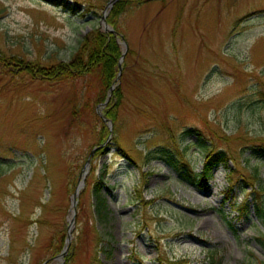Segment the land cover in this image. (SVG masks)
<instances>
[{
	"label": "rangeland",
	"instance_id": "obj_1",
	"mask_svg": "<svg viewBox=\"0 0 264 264\" xmlns=\"http://www.w3.org/2000/svg\"><path fill=\"white\" fill-rule=\"evenodd\" d=\"M64 1L69 9L0 0V54L69 61L80 40L102 29L111 0ZM124 1L117 124L103 121L111 97L99 101L94 78L46 82L0 66V264H91L95 255L103 264H211L213 257L220 264L264 263V225L255 209L264 199V161L241 159L242 173L257 171L262 180L247 183L240 172L230 174L232 162L219 164L205 191L161 159H146L151 151H178L201 174L206 147L242 149V141L228 145L217 133L264 137V0ZM102 121L113 137L83 180ZM100 179L107 222L94 213ZM231 180L237 186L227 198ZM246 202L242 216L236 208ZM93 223L104 242H96Z\"/></svg>",
	"mask_w": 264,
	"mask_h": 264
},
{
	"label": "trees",
	"instance_id": "obj_2",
	"mask_svg": "<svg viewBox=\"0 0 264 264\" xmlns=\"http://www.w3.org/2000/svg\"><path fill=\"white\" fill-rule=\"evenodd\" d=\"M57 6H63L69 9V5L65 3L64 0H46ZM143 1V0H140ZM126 2L124 0L116 4L112 14L107 18L108 24L113 27L115 31H119V22L117 18L123 13ZM72 9V8H71ZM75 11L76 9H72ZM123 50L121 44L118 41L116 35L112 32H106L101 28L92 29L82 40L78 42L77 50L72 54L69 61H53L45 62L43 61H30L25 58L11 57L6 54H0V66L7 68L11 73H24L31 76L34 80L50 82L53 80L70 81L77 80L79 78H94L98 82V87L100 89L99 101L105 102L107 97L110 95L111 88L115 86V81L119 73V62L121 60ZM42 62V63H41ZM262 100H264V85L261 86ZM122 97V91L120 87H116L111 96V101L106 107L105 114L106 118L111 120L114 124L118 121V108L121 106L120 103ZM85 106H88L86 104ZM79 106L73 105L72 115L74 118H79L81 115ZM98 119L99 117L96 116ZM103 122V121H102ZM104 123V122H103ZM111 132L107 124H102V128L98 135V144L94 146L98 147L105 143L109 138ZM218 137L227 142L230 145L234 140L242 141L240 144L241 150L234 152L231 148L219 151L217 149H211L206 147L205 160L203 164V171L201 174L195 173L194 169L190 167L188 162L182 159L181 154L178 151H173L170 149H162L151 151L147 160L161 159L167 165L172 167L179 176L181 181L189 184L197 185L203 188L205 191L208 190V182L211 179L212 172L215 167L219 164H223L226 167L232 162L235 169L230 170V174H235L236 171L240 172L243 177L240 179L242 181L250 182L254 180L256 182H261L258 172H254L252 176H247L242 173V163L241 159L248 154L246 161L249 163L250 158L254 157L256 159L264 161V137H254L247 134H242L239 138H234L228 136L223 131L218 134ZM201 138L206 139L204 134H201ZM206 141L203 142V145ZM102 152L98 150L96 153ZM126 158L132 163L136 164L134 158L126 154ZM247 164V163H246ZM76 180V179H75ZM75 183V181H74ZM252 184V183H250ZM254 185V184H253ZM251 185V186H253ZM236 183L230 181L229 188L226 192L227 198L234 192L236 188ZM105 185L103 180L100 179L94 184L93 196H94V213L97 218V222H107L109 220L110 209L108 205V200L104 192ZM261 191L264 192V186L260 187ZM257 205L255 207L257 216L264 225V199L261 197L257 198ZM239 206V205H238ZM236 211L245 216L248 211V203L236 208ZM96 228V242H104L97 225L93 223L92 225ZM66 229L62 233V247H64V241L66 239ZM259 240L264 246V234L259 237ZM54 245V244H53ZM73 252L68 256V260L72 261ZM53 260V259H50ZM168 264H187L186 260H167ZM91 264H103L97 255L93 257ZM211 264H220L214 257ZM264 264V263H261Z\"/></svg>",
	"mask_w": 264,
	"mask_h": 264
},
{
	"label": "water",
	"instance_id": "obj_3",
	"mask_svg": "<svg viewBox=\"0 0 264 264\" xmlns=\"http://www.w3.org/2000/svg\"><path fill=\"white\" fill-rule=\"evenodd\" d=\"M119 0H111L110 1V3L108 4V6L106 7V11H105V13H104V15H103V17H102V28L105 30V31H110V32H112V33H114L116 36H118V37H120V39H123L124 40V37L123 36H121V35H119L113 28H111L110 26H109V24L107 23V10H108V8H111L112 7V5L114 4V3H116V2H118ZM122 45L123 46H127V43L124 41V42H122ZM125 55H126V52H124L123 53V55H122V58H121V61H120V63H119V73H118V76H117V80H119L120 78H121V75H122V62H123V60H124V58H125ZM116 80V81H117ZM113 90H114V87H112L111 88V91L113 92ZM111 92V93H112ZM103 120H104V122H110V123H112V121L111 120H108L105 116H104V118H103ZM110 131H111V134H110V136H109V138L107 139V141L104 143V144H102V145H100L99 147H97V148H94L93 150H92V152L90 153V155H89V158L87 159V162H86V164H85V167H84V174H83V180H84V178H85V176L87 175V172H88V169H89V166H90V163H91V159H92V157H93V155L95 154V152H96V150H99V149H102L103 147H105V145L112 139V137H113V130H112V128L110 127ZM83 185H84V182L83 181H80V183H79V185H78V187H77V190L75 191V193H74V195H73V207H75L76 206V203H77V201H76V198H77V196H78V194H79V191H80V189L83 187ZM74 219L71 221V224H70V226H69V233H68V239H67V243H66V246H65V248H64V252H63V254L62 255H64L65 254V252H67V250H68V248H69V245H70V242H71V240H70V237H71V232H72V230H73V228H74ZM61 255V256H62Z\"/></svg>",
	"mask_w": 264,
	"mask_h": 264
}]
</instances>
